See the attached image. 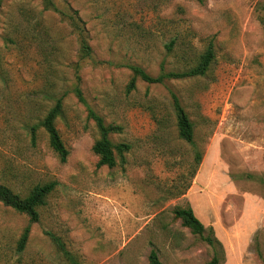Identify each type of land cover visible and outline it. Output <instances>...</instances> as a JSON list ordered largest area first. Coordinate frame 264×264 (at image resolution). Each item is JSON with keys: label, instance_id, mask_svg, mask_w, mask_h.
Returning a JSON list of instances; mask_svg holds the SVG:
<instances>
[{"label": "rangeland", "instance_id": "rangeland-1", "mask_svg": "<svg viewBox=\"0 0 264 264\" xmlns=\"http://www.w3.org/2000/svg\"><path fill=\"white\" fill-rule=\"evenodd\" d=\"M53 2L78 11L90 59L43 0H0V184L21 197L58 184L21 253L29 218L0 202V264H149L152 250L162 264H209L215 255L220 264H264V0ZM210 42L204 77L138 79L128 90L129 65L151 76L186 71ZM171 93L194 124L195 145L178 136ZM59 98L66 163L40 126ZM89 108L121 128L114 144L131 146L113 169L98 167ZM179 207L192 208L214 246L175 218Z\"/></svg>", "mask_w": 264, "mask_h": 264}, {"label": "trees", "instance_id": "trees-1", "mask_svg": "<svg viewBox=\"0 0 264 264\" xmlns=\"http://www.w3.org/2000/svg\"><path fill=\"white\" fill-rule=\"evenodd\" d=\"M200 3L203 0H198ZM44 9L47 11H54L59 14L62 20L66 21L72 31L75 33L81 54V59H90L92 57V48L88 42L87 31L84 22L79 18L78 11H73L71 14L61 11L53 0H43ZM260 10L264 12V5L259 6ZM175 41L167 45V49L172 51L175 46ZM215 59V51L213 42H210L206 51L200 56L196 66L186 71L164 72L158 76H151L144 69L139 66L129 65L128 68L132 72V78L128 86V90H134L138 79L148 84H164L168 81H177L187 78L204 77L209 71ZM79 82L80 77L77 76ZM75 95L79 101L86 104L83 92L79 86L74 90ZM172 105L176 117L177 133L184 142L195 145V128L188 113L181 104L180 99L174 93H171ZM89 110V117L94 120L98 130L99 138L94 142L92 147L93 153L98 157V167L115 168L118 165V158L124 163L125 156L130 152L131 146L127 143L114 144L110 136L115 133H120L121 128L115 125H107L102 116L97 114L91 108ZM63 113V99L59 98L55 105L49 110L45 118L40 123V126L45 130L49 138V146L52 151L58 156L61 163H66L69 157V150L65 146L62 137L56 127L57 119ZM39 126V127H40ZM38 127L32 128V140L35 142ZM203 159V153L196 150L194 154V161L196 169L200 166ZM57 182H50L47 184L35 186L26 197H21L6 185L0 184V202L8 208L13 209L19 214L26 215L29 218V224L25 227L19 241L18 252L25 251L33 224L39 222V209L47 204L48 198L56 190ZM174 216L177 220H181L182 225L191 230L194 235L203 238L209 245L214 246L215 241L211 236L204 237L206 228L204 224L196 217L191 207H179L174 210ZM53 242L60 248L66 256L70 257L65 245L60 238L49 234ZM73 264H77L75 261ZM149 264H162L158 253L152 250L149 256ZM209 264H220V258L215 255Z\"/></svg>", "mask_w": 264, "mask_h": 264}]
</instances>
